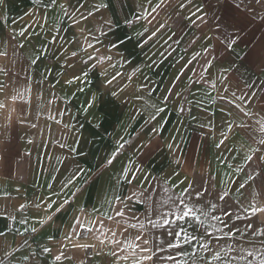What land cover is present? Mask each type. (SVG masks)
<instances>
[{
    "label": "crops",
    "instance_id": "crops-1",
    "mask_svg": "<svg viewBox=\"0 0 264 264\" xmlns=\"http://www.w3.org/2000/svg\"><path fill=\"white\" fill-rule=\"evenodd\" d=\"M194 2L191 11H201L187 15L192 26L184 47L189 64L180 88L191 84L192 92L181 100L190 109L181 113L179 123L167 120L152 133L135 134L130 149L134 170L127 178L118 157L112 164L101 156L94 167L90 162L76 167L80 153L72 143L59 142L58 133H36L28 93L13 102L10 98L17 92L12 87L0 92L5 105L0 108V264H114L109 229L121 245L125 238L137 244L141 241L136 236L147 238L145 247L152 251L141 255L151 254L152 260L143 264H162L158 251L167 248L163 235L174 232L176 221L169 215L173 222L163 223L162 213L172 209L171 201H163L179 195L193 180L218 187L244 208L264 204V145L259 143L264 139V0ZM225 33L237 37L231 50L222 42ZM91 137L86 133L84 140ZM248 156L253 159L248 161ZM187 255L180 264H220L214 253Z\"/></svg>",
    "mask_w": 264,
    "mask_h": 264
},
{
    "label": "rangeland",
    "instance_id": "rangeland-1",
    "mask_svg": "<svg viewBox=\"0 0 264 264\" xmlns=\"http://www.w3.org/2000/svg\"><path fill=\"white\" fill-rule=\"evenodd\" d=\"M158 3L160 0H3L0 4V52L7 53L0 56V68L7 73H0V82L14 92L28 93L36 133H58L59 142L72 143L76 154L80 153L76 167L83 162L94 167L101 156L109 159L113 152L123 163L124 177H129L134 170L130 149L135 134L152 133L167 120L179 123L181 113L190 109L181 100L190 94L191 84L180 88L189 64L184 47L192 26L187 15L194 12L195 2L164 0L151 12ZM85 16L88 18L83 19ZM89 56L111 59L97 63ZM86 133L92 135L87 141ZM120 144L124 147L119 148ZM61 151L64 157L65 149ZM60 160L62 165L63 158ZM79 172L76 169L75 176ZM183 191L189 205L206 211L217 205L211 215H221L228 227L218 221H211L216 225L213 228L194 219L176 220L172 235H163L162 246L167 248L158 251L162 264H180L185 255L199 251L214 253L213 257L219 253L220 264H259V257L246 256V251L264 254V235H253L262 228L257 214L246 213L241 203L220 200L222 190L203 180H193ZM197 193L202 195L197 198ZM226 211L233 215L222 216ZM249 224L251 229L246 228ZM237 228L240 231L233 237L225 235ZM176 233H180L178 240ZM184 233L197 239L185 243ZM174 241L178 248L168 246ZM204 241L209 242V250H201Z\"/></svg>",
    "mask_w": 264,
    "mask_h": 264
},
{
    "label": "snow or ice",
    "instance_id": "snow-or-ice-1",
    "mask_svg": "<svg viewBox=\"0 0 264 264\" xmlns=\"http://www.w3.org/2000/svg\"><path fill=\"white\" fill-rule=\"evenodd\" d=\"M56 0H52V3H55ZM150 2V0H149ZM189 2H191V0H189ZM257 2H262V0H257ZM3 3V0H0V4ZM164 3V0H160V3H158L154 8L151 9V12H156V10L158 8L161 7V5ZM64 6L61 5V8H63ZM101 7H106V5H101ZM181 7H183V4L181 5ZM201 11V9L197 8L196 12ZM66 12V10H65ZM196 12H193L192 15H196ZM67 14V13H66ZM151 13H148L147 15H145L143 18L147 19V16L150 15ZM92 15V13H89V16ZM88 17L85 16L83 17V19H87ZM198 19H200L203 22V17H197ZM145 31H147V29H145ZM21 35H23V32L20 33ZM155 33H153L154 35ZM151 38V37H149ZM236 39L237 37L234 36H229L227 33H225L224 36V40L222 41L225 45H226V49L231 50L232 46L236 43ZM22 47V45H21ZM89 47H93V45L89 44ZM7 53L6 52H0V56H6ZM73 55H76V53H73ZM108 59L110 60L111 57H99V59H97V57L95 56H89V60H97V63L102 62L103 60ZM206 63H209L206 61ZM95 66V65H93ZM206 70V69H205ZM227 71V69H226ZM0 73H4L5 75L7 74L5 69L0 68ZM84 75L86 76L87 73H84ZM116 77L114 76L112 78V80H115ZM129 79H131V77H129ZM112 80H109L108 83L111 84ZM71 82V81H69ZM215 85H213L214 87ZM7 87L6 84L0 82V92H3L4 89ZM25 91H28V89L26 88ZM113 95H115V93H113ZM233 95H235V93H233ZM18 97H23V92L19 91V89H17V95L12 96L10 99L15 102L17 100ZM5 107L3 102H0V108ZM15 109H13L14 111ZM163 109H158L157 111H162ZM245 115H250V113L245 112ZM262 127V131H264V125L261 126ZM229 130H231V126H229ZM221 144L223 143V141L220 142ZM259 143L261 145H264V139H261L259 141ZM220 145L218 144L217 147H219ZM124 144H120L119 148H123ZM253 151H261V149H254ZM115 159V153L113 154L112 158H109L107 160L108 164H112L113 161ZM246 159L248 161H251L253 159V157L248 156L246 157ZM260 159H264V157H260ZM126 176L128 174V170H125L124 173ZM132 179H135V175H133L131 177V179H129V183L132 182ZM241 189L245 187V184L241 183L239 186ZM165 192H168L169 190L167 188L164 189ZM206 191V190H205ZM197 198H199L202 193H197ZM227 193H224L223 195H221L219 197L220 200H225L227 197ZM184 196H185V192L182 191L179 195H169L168 199L163 201L164 204H168L169 201L172 202V209L170 212H166V213H162L161 215V219L163 221L164 224H169L172 223L173 221H169L166 217L169 215L174 216L175 220H179V221H184L185 218H189V219H194L197 223L200 224H205L207 223L209 226L215 228L216 225L215 224H211V221H218L220 224H222L224 227H228V224L221 218V215H211V212L213 210L216 209L217 205L212 204L211 208L209 210H204L202 207H197L195 205H189L188 203L185 202L184 200ZM117 199H119V197H117ZM121 203H123V201H121ZM23 207V206H21ZM251 212L252 216H255L258 213H264V204H252L246 208H244V211L247 212ZM117 215L122 216L123 213L122 212H117ZM233 215L232 212L230 211H226L222 213V216H231ZM203 218V219H202ZM240 216H237L236 219H240ZM159 223V221L157 222V224ZM157 224H154L153 226H157ZM261 224H262V228L258 229L257 232L253 233V235H264V217L261 218ZM140 227H143V225L141 224ZM247 229H251L252 225L249 224L246 226ZM126 230V229H125ZM218 231L221 229H217ZM32 231H35V229L33 228ZM89 231H91V229H89ZM109 231H112V238L108 240V243L114 245V249L111 252V254L115 257H117L116 262H114V264H118L119 260H124L126 262L130 261V264H143V262L145 260H152V255H141V253H151V249L145 247V245H147L149 243L147 238H144L142 235H138L135 237V240H140L141 243L137 244L134 242V240H128L127 238H125V242L123 243V245H121V241L116 238V232L114 230L109 229ZM183 231V230H181ZM240 231V229H234L233 231H230L228 233H225L226 236L228 237H233L235 235L236 232ZM103 234V233H102ZM209 236H211V233H207ZM0 235H3V233H0ZM169 235H172L171 232H169ZM243 235V233H242ZM176 239L178 240L180 237V233H176L175 234ZM184 242L185 243H191L192 240L197 239L196 237H190L187 233H184L183 236ZM219 239V238H217ZM105 240L101 239L100 240V244H104ZM169 247H179V243L177 242H171L168 245ZM74 247H80V248H87V247H95L94 245H74ZM200 247L204 250H209V242L208 241H204L203 243L200 244ZM118 249V250H117ZM128 249H131V252H128ZM139 250V251H137ZM45 252L50 251V249L45 248L44 249ZM119 252H126L127 254L124 256H120L118 253ZM63 256V252H61L59 255L56 256V260H60L61 257ZM246 256H253L254 259L259 257V264H264V254L262 253H254L252 251H246ZM245 257H241V259H246ZM68 257H65V259H67ZM171 259V257H169ZM215 259H219V253H216L214 256ZM80 264H83V262L81 261ZM248 264H252L251 261L248 262Z\"/></svg>",
    "mask_w": 264,
    "mask_h": 264
},
{
    "label": "built area",
    "instance_id": "built-area-1",
    "mask_svg": "<svg viewBox=\"0 0 264 264\" xmlns=\"http://www.w3.org/2000/svg\"><path fill=\"white\" fill-rule=\"evenodd\" d=\"M128 145H129L128 143L125 144L126 147H127Z\"/></svg>",
    "mask_w": 264,
    "mask_h": 264
}]
</instances>
